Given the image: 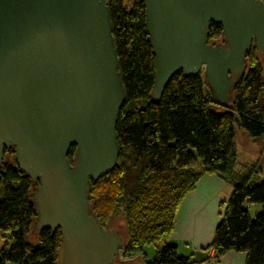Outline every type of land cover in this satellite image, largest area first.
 Segmentation results:
<instances>
[{"label": "water", "instance_id": "water-1", "mask_svg": "<svg viewBox=\"0 0 264 264\" xmlns=\"http://www.w3.org/2000/svg\"><path fill=\"white\" fill-rule=\"evenodd\" d=\"M109 1L0 0V169L14 148L21 171L39 182L34 231L60 229L59 264H121L122 236L89 206L91 180L118 163L126 100ZM142 1L154 100L178 72L204 70L216 102L227 105L253 43L264 61L263 0ZM212 21L223 26L215 43Z\"/></svg>", "mask_w": 264, "mask_h": 264}, {"label": "trees", "instance_id": "trees-1", "mask_svg": "<svg viewBox=\"0 0 264 264\" xmlns=\"http://www.w3.org/2000/svg\"><path fill=\"white\" fill-rule=\"evenodd\" d=\"M127 1L108 4L126 93L116 126L120 154L114 170L91 180V211L104 228L115 215H125L129 241L122 252L133 255L154 246L149 264H195L168 239L182 200L204 175H218L233 191L220 204L222 218L209 248L217 260L236 251L246 253L245 264H264V179L254 183V173L235 168L237 128L264 152V61L258 47L253 43L247 52L246 71L227 105L216 102L202 72H178L154 100L155 54L146 8L142 0H133L130 7ZM222 36L223 26L212 21L208 41ZM14 153V148H5L0 169V230L10 232L11 240L0 247V264H59L61 231H34L39 182L21 171ZM75 158L73 145L69 159L73 163ZM255 205L261 208L251 214Z\"/></svg>", "mask_w": 264, "mask_h": 264}, {"label": "crops", "instance_id": "crops-1", "mask_svg": "<svg viewBox=\"0 0 264 264\" xmlns=\"http://www.w3.org/2000/svg\"><path fill=\"white\" fill-rule=\"evenodd\" d=\"M225 185L226 183L219 176H203L177 209L176 229L172 242L177 243L179 249L183 248L182 255L191 257L196 264H210V259L207 260L206 248L212 243L215 229L222 218L221 211L216 212L212 208L209 212V220H205L202 211L206 203L205 199L212 197L216 202H222L220 195ZM245 259L246 253L230 251L220 257L216 264H245Z\"/></svg>", "mask_w": 264, "mask_h": 264}, {"label": "rangeland", "instance_id": "rangeland-1", "mask_svg": "<svg viewBox=\"0 0 264 264\" xmlns=\"http://www.w3.org/2000/svg\"><path fill=\"white\" fill-rule=\"evenodd\" d=\"M132 3H133V0H128L127 1L128 7H130L132 5ZM202 73H204V70H202ZM236 141H237L238 155L239 156H238V163H237L235 168L239 172H244V173H248V174L254 173L253 174L254 180H255L254 183H260L264 179V152L261 151V147L258 144H256L255 142L253 143V141L250 139V137L247 135V133L242 129L237 128ZM204 176L207 177V175H204ZM216 176H218V175H216ZM204 180H206V179H204ZM225 183H226V185H225L224 189L221 191V195H220L222 198V201L228 200L231 196L232 191H233L232 185L227 183V182H225ZM210 198H212V197H210ZM210 198L207 197L205 199L206 203L203 207L204 210H202L203 213L205 214L204 218L206 221L209 220V212L212 208H214L216 210V212L218 210L219 211L221 210V206H220L221 202L220 201L216 202L215 201L216 199H213V198L210 199ZM216 206H218V208ZM260 208H261L260 205H255L251 210V214H254L255 211L260 209ZM107 226L110 229L117 230L123 238L124 246H127L128 241H129L128 240L129 237H128V227L126 224L125 215L122 213L115 215L114 218H112L111 220H109L107 222ZM175 229H176V226H175ZM172 236H173V234L170 235V237L168 239L169 241H172ZM30 237H31L32 241H34V242L37 241V233H35L33 231V229H31V236ZM10 242H11L10 232H8V231L5 232V231L0 230V247H3ZM163 244H164L163 241L160 242V244H159L160 247H162ZM153 247L154 246H148L143 251L140 250V251L134 252L133 255L122 252L120 254V256L116 257L115 262H119L121 264H149L151 262L152 255L155 252L154 251L155 248H153ZM209 247H210V245H208V247H207L208 249H206V252L209 251V249H210ZM182 249L183 248L179 249L180 254H183ZM209 259H210V256L207 257V260H209ZM217 262H218V260L216 261V263ZM9 264H12V263H9ZM198 264H202V263H198Z\"/></svg>", "mask_w": 264, "mask_h": 264}, {"label": "built area", "instance_id": "built-area-1", "mask_svg": "<svg viewBox=\"0 0 264 264\" xmlns=\"http://www.w3.org/2000/svg\"><path fill=\"white\" fill-rule=\"evenodd\" d=\"M207 254H208V256H210V263L216 264L217 256H216L215 250L213 248H210L209 251L207 252Z\"/></svg>", "mask_w": 264, "mask_h": 264}, {"label": "flooded vegetation", "instance_id": "flooded-vegetation-1", "mask_svg": "<svg viewBox=\"0 0 264 264\" xmlns=\"http://www.w3.org/2000/svg\"><path fill=\"white\" fill-rule=\"evenodd\" d=\"M117 263H119V262H117Z\"/></svg>", "mask_w": 264, "mask_h": 264}]
</instances>
